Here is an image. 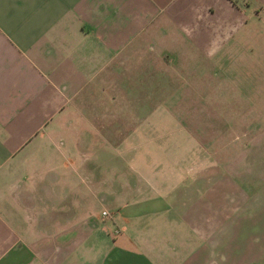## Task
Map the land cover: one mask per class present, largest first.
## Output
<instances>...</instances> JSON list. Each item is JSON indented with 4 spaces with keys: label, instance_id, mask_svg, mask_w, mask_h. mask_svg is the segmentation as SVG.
Here are the masks:
<instances>
[{
    "label": "crops",
    "instance_id": "crops-1",
    "mask_svg": "<svg viewBox=\"0 0 264 264\" xmlns=\"http://www.w3.org/2000/svg\"><path fill=\"white\" fill-rule=\"evenodd\" d=\"M231 42L264 47V0H0V264H222L224 197L241 192L220 165L100 164L88 137L139 151L151 118L69 108L92 91L129 104L105 94L134 59L142 83L151 60L223 57Z\"/></svg>",
    "mask_w": 264,
    "mask_h": 264
},
{
    "label": "rangeland",
    "instance_id": "rangeland-1",
    "mask_svg": "<svg viewBox=\"0 0 264 264\" xmlns=\"http://www.w3.org/2000/svg\"><path fill=\"white\" fill-rule=\"evenodd\" d=\"M257 31L263 32V26ZM232 44L226 46L223 57L187 51L183 56L174 55L170 64L168 58L151 60L154 73L146 72L142 83L136 79L141 64L134 59L128 67L114 70L116 81L105 94L129 98V104L99 103L98 97L103 96L92 91L69 110L114 114L127 109L130 116L138 113L151 118L141 127L145 141L140 137L139 151L132 152L131 143L110 151L99 137H88L93 143L85 155L100 164L139 162L146 176L152 175L154 166L163 172L169 164L176 165L184 173L191 162L219 164L226 179L241 192L238 204L228 192L224 197L228 219L219 252L221 263L264 264V47L258 42L255 53L249 55L244 51L247 44L236 51ZM134 123L118 122L122 128L109 139L120 142ZM97 171L99 176L108 175L104 168ZM64 175L68 177L66 172Z\"/></svg>",
    "mask_w": 264,
    "mask_h": 264
},
{
    "label": "built area",
    "instance_id": "built-area-1",
    "mask_svg": "<svg viewBox=\"0 0 264 264\" xmlns=\"http://www.w3.org/2000/svg\"><path fill=\"white\" fill-rule=\"evenodd\" d=\"M102 216H105V213H102Z\"/></svg>",
    "mask_w": 264,
    "mask_h": 264
}]
</instances>
